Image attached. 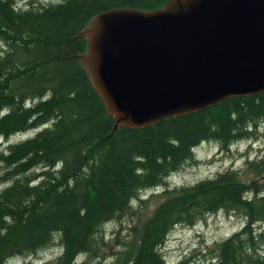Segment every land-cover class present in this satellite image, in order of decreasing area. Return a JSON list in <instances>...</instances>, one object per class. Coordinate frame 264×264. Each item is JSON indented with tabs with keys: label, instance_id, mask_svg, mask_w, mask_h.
Returning a JSON list of instances; mask_svg holds the SVG:
<instances>
[{
	"label": "trees",
	"instance_id": "16d2710c",
	"mask_svg": "<svg viewBox=\"0 0 264 264\" xmlns=\"http://www.w3.org/2000/svg\"><path fill=\"white\" fill-rule=\"evenodd\" d=\"M24 1L0 0V140L36 131L0 152V264L55 245L61 253L47 264H74L81 255L96 264H168V234L218 212L244 224L204 260L264 264V157L246 162L247 180L228 169L189 186L166 182L195 162L203 143L227 150L255 139L264 93L112 132L113 118L78 59L86 50L78 34L99 13L149 12L168 0ZM158 188L162 201L149 216L125 237L115 231L105 240L106 225L133 216V203H145L140 194ZM197 261L189 253L175 264Z\"/></svg>",
	"mask_w": 264,
	"mask_h": 264
},
{
	"label": "water",
	"instance_id": "95a60500",
	"mask_svg": "<svg viewBox=\"0 0 264 264\" xmlns=\"http://www.w3.org/2000/svg\"><path fill=\"white\" fill-rule=\"evenodd\" d=\"M78 37L89 84L118 128L141 130L264 93V0H168L95 15Z\"/></svg>",
	"mask_w": 264,
	"mask_h": 264
},
{
	"label": "rangeland",
	"instance_id": "374dc122",
	"mask_svg": "<svg viewBox=\"0 0 264 264\" xmlns=\"http://www.w3.org/2000/svg\"><path fill=\"white\" fill-rule=\"evenodd\" d=\"M22 7L28 1L16 0ZM41 3L48 4L49 0H40ZM52 3H57L52 1ZM264 123L257 127L256 138L241 141L230 146L227 150H221L216 144L203 143L194 150L195 162L186 164L181 171L169 177L167 186L172 187L189 186L207 178H213L225 170L233 169L239 171L244 180L250 179V175L245 174V164L247 161H255L264 157ZM35 130L13 136L9 140H0V152L4 151L9 144L25 140L35 134ZM162 188L140 194V199L145 203L136 201L133 203V213L131 217H126L121 224L109 223L104 227L105 240L112 237L115 231L121 232L125 237L129 228L138 223L141 216H149L154 208L162 201L160 196ZM244 221L235 215L225 212H218L209 215L205 220L198 222L192 227H175L167 236L162 246L164 258L168 264L177 263L182 257L192 253L198 259V264H212L209 260H204L203 254H207L215 241L224 239L233 232L238 231ZM61 253L58 246H52L40 251L35 255L23 258H14L10 264H47L52 262L54 257ZM96 264L87 261L84 255L78 256L74 264ZM106 263L100 264H108Z\"/></svg>",
	"mask_w": 264,
	"mask_h": 264
},
{
	"label": "clouds",
	"instance_id": "9594fccd",
	"mask_svg": "<svg viewBox=\"0 0 264 264\" xmlns=\"http://www.w3.org/2000/svg\"><path fill=\"white\" fill-rule=\"evenodd\" d=\"M55 2H59V3H63L64 2V0H55ZM13 7H14V9H16L17 8V5H13ZM0 46H2V45H0ZM49 95V97H50V93L48 94ZM7 110H5V112H6ZM57 167H60V165L58 164L57 165ZM5 219L7 220V219H9L8 217H5ZM112 264H114V260L112 261Z\"/></svg>",
	"mask_w": 264,
	"mask_h": 264
}]
</instances>
